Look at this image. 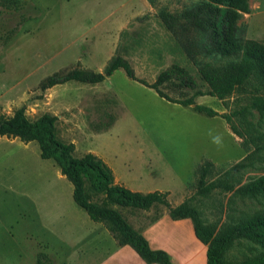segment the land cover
<instances>
[{
    "label": "rangeland",
    "instance_id": "obj_1",
    "mask_svg": "<svg viewBox=\"0 0 264 264\" xmlns=\"http://www.w3.org/2000/svg\"><path fill=\"white\" fill-rule=\"evenodd\" d=\"M245 3L246 10L237 11L235 35L264 45V0ZM209 4L210 0H0V114L11 115L24 106L30 120L44 113L56 116V135L73 143L75 156L98 155L111 167L115 181L129 188L168 191L172 206L194 197L205 223L219 225L264 213V189L196 195V170L205 160L211 162L206 182L227 170L236 187L264 176V113L248 110L235 117L232 124L239 136L220 116L209 117L196 112L193 105L160 98L121 69L96 84L70 81L39 88L40 81L55 71L76 66L104 71L120 55L131 63L137 77L148 82L178 65L195 79V90L204 91L207 86L196 65L167 29L160 12L190 11L208 19L205 6ZM187 35L204 44L199 49L204 60L218 61L208 33L190 27ZM161 88L173 98L194 91L177 81ZM236 96L201 95L195 101L229 113ZM217 134L223 138L219 147L212 143ZM251 152L254 156L237 166ZM70 189L71 182L55 161L40 157L37 142L0 136V264H35L40 252L48 255L51 264H67L70 248L52 229L67 244L90 232L88 215L75 204ZM162 208L163 216L167 211ZM122 213L141 232L154 223L153 210ZM187 220L192 231L184 236H177L180 230L173 224L163 225L161 236L173 251L172 263L181 255L178 264H206V245L196 239L192 221ZM257 233L237 238L227 247L226 259L263 256L264 229L258 228ZM92 242L90 238L86 245ZM100 245L109 242L100 240Z\"/></svg>",
    "mask_w": 264,
    "mask_h": 264
},
{
    "label": "trees",
    "instance_id": "obj_2",
    "mask_svg": "<svg viewBox=\"0 0 264 264\" xmlns=\"http://www.w3.org/2000/svg\"><path fill=\"white\" fill-rule=\"evenodd\" d=\"M246 0H210L206 5L208 19L195 17L193 12L182 14L161 11L160 16L167 29L178 39L182 49L196 65L200 79L206 90H195L196 81L183 67L172 65L162 70L152 82L137 77L131 63L117 55L111 59L104 71L72 67L58 70L44 77L39 88L45 90L54 85L74 81L96 84L102 82L115 70L121 69L131 80L150 89L167 101L182 106L193 105L196 112L209 117L220 116L235 134L240 135L232 121L248 110L264 113V45L252 39H240L235 35L238 10H246ZM194 27L208 33L212 53L218 61L204 60L199 45L188 37L187 32ZM177 81L182 87L194 90L184 98H173L164 92L162 85ZM237 94L234 107L229 113H219L213 108L196 103L195 97L210 95L224 99ZM56 116L44 113L30 120L25 107L21 106L11 115L0 114V136L17 137L27 143L38 144L42 159H53L62 175L72 184V199L83 209L88 217L102 223L118 246L129 245L146 264H173L169 253L160 248H152L142 232L134 228L124 217V210H153L152 222L161 218L163 208L172 220L190 218L196 239L206 245V264H264V255L246 258L241 261L226 259L225 251L237 238L258 236L257 229H264V213L253 215L244 220L218 223L203 222L200 219L194 197H188L172 206L167 199L168 191L152 190L141 192L115 182L110 166L98 155L87 152L79 157L74 155L73 143L61 141L55 131ZM109 123L104 125L108 128ZM259 138V136H257ZM257 137H251L258 139ZM253 153L246 154L237 166L244 164ZM243 162V163H242ZM211 162L205 160L196 170V195L205 197L213 192L231 190L250 193L264 189V176L236 187L230 170L222 171L219 176L206 182L211 173ZM234 167V166H233ZM236 167V166H235ZM162 208V209H161ZM51 264L44 252L38 253L35 264Z\"/></svg>",
    "mask_w": 264,
    "mask_h": 264
},
{
    "label": "crops",
    "instance_id": "obj_3",
    "mask_svg": "<svg viewBox=\"0 0 264 264\" xmlns=\"http://www.w3.org/2000/svg\"><path fill=\"white\" fill-rule=\"evenodd\" d=\"M143 184L145 185L144 182ZM130 189L141 192L152 191L148 189L145 191L139 189H132V188ZM70 193L72 194V190L70 191ZM35 205L39 214L37 204L35 203ZM78 219L81 220V218ZM83 221H85L84 218ZM87 222L90 227V232L87 234L78 235V240L73 242V244L69 241L70 245L65 242V239L58 232V230L52 229V231L57 235V237L62 242H64L66 246L70 248L69 253L65 255V260L67 264H146L129 245L118 246L116 244L115 239L111 236L107 228L102 223L92 221L90 218ZM167 222L173 224L175 227H177V229L180 230L177 236L180 235L184 236V233L190 234L192 231L191 224L188 222L187 218L172 220L167 214H163V216H161V218L155 221L151 226L144 229L142 231V234L146 237V239L149 242V245L152 248L164 249L169 253L170 257H172L173 251L169 248V245L167 244L165 238L161 236L162 229H164L163 225L166 224ZM51 227L53 226L51 225ZM90 238L93 239L94 242H92L90 246H88L86 245V243L88 240H90ZM104 239L108 240L109 242V245L105 247L100 245V240H104ZM81 243L83 244L81 245ZM84 254H86V256ZM76 255L77 257L83 255L84 259L83 260L72 259V256H76ZM180 256L181 255H179V257H175L176 264L181 263L182 256L181 257ZM152 264H156V263H152Z\"/></svg>",
    "mask_w": 264,
    "mask_h": 264
},
{
    "label": "clouds",
    "instance_id": "obj_4",
    "mask_svg": "<svg viewBox=\"0 0 264 264\" xmlns=\"http://www.w3.org/2000/svg\"><path fill=\"white\" fill-rule=\"evenodd\" d=\"M212 143L219 146H222L223 138L219 134L212 136Z\"/></svg>",
    "mask_w": 264,
    "mask_h": 264
}]
</instances>
